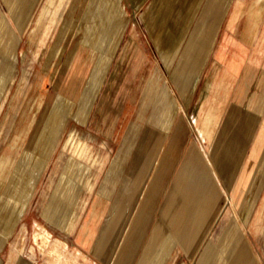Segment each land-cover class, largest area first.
Returning a JSON list of instances; mask_svg holds the SVG:
<instances>
[{
  "label": "rangeland",
  "instance_id": "1",
  "mask_svg": "<svg viewBox=\"0 0 264 264\" xmlns=\"http://www.w3.org/2000/svg\"><path fill=\"white\" fill-rule=\"evenodd\" d=\"M58 1L60 21L52 34L51 27H42L38 22L41 10L46 20L51 17V6H46V0H39L37 6L32 7L21 29L12 19L9 6H0L5 19L11 22L19 36L12 62L14 80L9 83V93L0 106V220L8 213L18 216L22 211H35V190L30 196L33 190L32 168L39 170V196L45 186L51 187L52 152L58 141L51 139L52 130H58L56 114L67 108L64 104L76 98L73 88H80L90 78L92 63L101 46L94 47L97 24L101 23L99 16L107 13L111 17L110 23L117 25L112 28L115 30L114 41L110 43L115 47L116 55L110 61L109 72L101 78L105 102L95 108L96 122L92 124V130L96 129L100 136V131H104L99 125L100 114L111 112L109 100L117 99L118 107L125 106L133 95L136 96L139 88L141 102L145 104L153 95L152 85L177 78L176 75L148 72L153 65V70L159 71L154 54L161 64L165 62L177 66L184 48H194L196 45L185 42L171 44V52L162 58V45L160 43L157 46L159 43H155L166 31L175 28L170 26L171 13L173 6H179L182 9L178 8L181 16L177 22L176 35L184 41L192 36L200 39L204 36L205 40H210L216 31L210 26L211 19H221L214 43L204 44L209 58L205 63V73L199 77L200 85L192 97L191 90L183 93L178 91L180 95L182 93L183 102L191 98L190 141L197 136L198 143L208 156L213 144L221 137L222 130L226 129L229 109L234 107L237 114L244 118L249 112L257 118L248 115L249 123L238 122L234 135H230L234 137L229 142L226 140V146L237 153L235 180L227 185L221 178V194L228 198L221 202L219 217L212 221L213 224L203 236L205 250L193 252L192 259H187L183 253L177 264H184L185 261L187 264H196L201 251L197 264H212L214 257V264H230L228 241L232 238L237 244H247L251 249H240L237 253L240 262L236 264H261L259 257L264 247V218L259 220L257 227L255 221L259 213L264 211V0H219L221 6L225 5L227 9L219 12L207 6L210 0H166L167 6H156L155 9L151 6L155 0H93L100 5L93 7L99 8L97 10H89L87 5L90 0H75L71 14L67 11L68 0ZM249 14L256 16L258 24L246 40L243 29ZM63 19H66L64 24ZM75 35L78 40L73 43ZM221 54L224 57L220 59L218 57ZM65 62H69V66L64 75L62 71L56 74V70ZM133 69L140 73L133 75ZM73 76L78 81L71 84L69 79ZM195 77L182 76L188 78L189 82ZM20 87L23 93L16 107L10 111L12 96ZM69 88L72 91L69 92ZM202 106L203 115L200 114ZM209 110H213L215 118L206 134L202 119L204 112ZM7 113L9 117L5 120ZM82 124L74 120L69 123L68 118L65 119L59 126V130H65L60 145L63 146L70 135L74 137L71 139L74 146L83 148L85 144L89 145L88 134ZM88 155L90 158L89 150ZM82 157L79 159L82 160ZM245 169L252 172V180L256 179L257 185L251 186L252 198L248 207L246 204V213L241 215L236 209L238 202L235 195L240 193L241 196L246 192L245 182L241 181ZM77 205L80 209L82 204ZM46 206V202L39 200V220H35L32 215L22 220H18V217L14 219L16 224L12 233L6 236L5 247L0 252L1 264H95L71 244L67 246L64 243H67L68 238L58 233L51 222L43 218L45 212L42 213V209ZM58 234L61 238H58ZM210 245L216 251L210 250Z\"/></svg>",
  "mask_w": 264,
  "mask_h": 264
},
{
  "label": "crops",
  "instance_id": "2",
  "mask_svg": "<svg viewBox=\"0 0 264 264\" xmlns=\"http://www.w3.org/2000/svg\"><path fill=\"white\" fill-rule=\"evenodd\" d=\"M38 2L39 0H0V6H9L12 19L21 29L31 14L32 7L37 6ZM74 3L75 0H68V14L75 8ZM46 4L51 6V17L46 20L41 10L38 22L43 23L42 27H51L52 34L60 21V3L58 0H46ZM87 6L89 10H97L99 8L93 7L100 5L90 0ZM151 6L154 9L156 6H167L166 0H155ZM207 6H211L212 11L227 10L219 0H210ZM178 8L182 9L173 6L171 13L170 26L175 28L165 30L167 33L155 41L159 43L157 46L161 43L160 47L163 48L162 54L159 52L158 55L166 58L173 48L171 44L185 42L196 45L194 48L189 47L191 50L187 46L184 48L177 66H170L165 62L161 64L154 54L159 63V71H154L153 65L148 72L176 75L177 78L152 85L153 95L145 104L141 102L139 88L136 96L133 95L125 106L118 107L117 99L109 100L111 112L100 114L99 125L104 128L103 132L100 131V136L96 129L92 130V124L96 122L95 108L105 102V88L101 78L109 72L110 61L116 55L115 47L110 43L114 41L112 38L115 30L112 28L117 25L110 23L111 17L107 13L99 16L101 23L97 24L94 47L98 48L99 44L101 46L92 63L90 78L80 88H73L76 98L64 104L68 109L64 108V111L56 114L58 130H52L51 139L58 141L52 152V179H49L51 187L49 189L45 186L39 196V170L32 168L33 190L30 196L35 190V211H22L18 216L12 213L3 216L0 220V252L5 247L6 236L13 231L16 217L22 220L32 215L35 220H39V200L47 203L45 209L48 211L42 209V213L45 212L43 218L49 220L58 233H63L68 238L67 243H64L67 246L71 244L95 264H177L183 253L187 259H192L193 252L205 250L203 236L213 224L212 221L219 217L221 202L228 198L221 194V178L227 185L235 180L237 153L226 146V140L230 141L234 137L233 131L237 130L238 122L249 123L248 115L257 117L249 112L244 118L237 114L234 107L229 109L226 114V129L222 130L221 137L213 144L208 156L198 143L197 136L190 141L191 98L183 102L181 95L183 91L191 90L192 97L200 85L199 77L205 73V63L209 58L204 44L214 43L221 19H211L210 26L216 31L210 40H205L204 36L201 39L192 36L184 41L176 35L177 22L181 16ZM65 21L63 19L62 24ZM231 22L229 26L232 25ZM257 24L256 16L249 14L244 24V39L248 40ZM77 40L75 35L73 43ZM18 42L19 36L0 9V106L9 93V83L14 80L12 62ZM223 57L224 54H221L218 58ZM68 66L69 62H65L56 70V74L62 71L63 76ZM131 73L134 75L140 72L133 69ZM183 75L196 77L189 82L188 78H182ZM76 80L73 76L69 83L74 84L78 81ZM68 91L72 89L69 88ZM178 91H182L181 95ZM22 93V87L14 93L10 111L16 107ZM201 111L200 114L203 115V106ZM8 117L9 113L4 119ZM67 118L69 123L73 120L80 125L83 123L89 145L85 144L83 148L74 146V142L71 143L74 137L71 135L63 146L60 145L65 130H59V126ZM214 118L213 110L204 112L202 124L206 134L209 125L214 123ZM26 147L27 142L25 149ZM241 181L245 182L246 192L241 196L236 193V209L244 215L252 198L251 186H256L257 182L256 179L252 180V172L248 169L243 170ZM80 203L82 205L79 209L76 204ZM241 203L243 206H240ZM262 218L264 211L257 216L255 227ZM35 223L38 224L37 221ZM58 238H61L59 234ZM246 245L237 244L234 238L228 241L230 264L240 262L237 259L240 249L251 251ZM210 250L216 251V248L210 245ZM260 254V263L264 264V247ZM1 261L0 259V264ZM184 264H187L186 261Z\"/></svg>",
  "mask_w": 264,
  "mask_h": 264
},
{
  "label": "bare ground",
  "instance_id": "3",
  "mask_svg": "<svg viewBox=\"0 0 264 264\" xmlns=\"http://www.w3.org/2000/svg\"><path fill=\"white\" fill-rule=\"evenodd\" d=\"M50 8V7H49ZM41 14V13H40ZM47 14H48V12H47ZM47 14H46V16H47ZM104 18V17H103ZM44 19V18H43ZM41 24H43V23H41ZM45 24V23H44ZM45 26V25H44ZM99 26V25H98ZM42 32V31H41Z\"/></svg>",
  "mask_w": 264,
  "mask_h": 264
}]
</instances>
